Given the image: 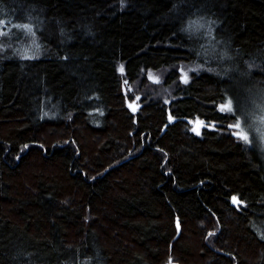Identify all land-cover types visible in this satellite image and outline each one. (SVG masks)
I'll return each mask as SVG.
<instances>
[{
	"label": "trees",
	"instance_id": "1",
	"mask_svg": "<svg viewBox=\"0 0 264 264\" xmlns=\"http://www.w3.org/2000/svg\"><path fill=\"white\" fill-rule=\"evenodd\" d=\"M0 18V264H264V158L222 108L264 88V0Z\"/></svg>",
	"mask_w": 264,
	"mask_h": 264
},
{
	"label": "rangeland",
	"instance_id": "2",
	"mask_svg": "<svg viewBox=\"0 0 264 264\" xmlns=\"http://www.w3.org/2000/svg\"><path fill=\"white\" fill-rule=\"evenodd\" d=\"M20 25L6 24L0 18V44L7 43L16 38ZM213 36V31L210 32ZM30 53L29 49L25 48V54ZM231 88L226 102L222 108L232 110L236 116V131L238 135L246 137L244 139L249 144L253 145L264 158V88H251L250 91ZM132 108H135V103H129ZM228 106V107H224ZM238 125V127H237Z\"/></svg>",
	"mask_w": 264,
	"mask_h": 264
},
{
	"label": "water",
	"instance_id": "3",
	"mask_svg": "<svg viewBox=\"0 0 264 264\" xmlns=\"http://www.w3.org/2000/svg\"><path fill=\"white\" fill-rule=\"evenodd\" d=\"M169 119H170L171 122L175 120L174 118H171V117ZM198 124H199L198 120L194 122V126H197ZM232 201L234 202V199H232Z\"/></svg>",
	"mask_w": 264,
	"mask_h": 264
},
{
	"label": "snow or ice",
	"instance_id": "4",
	"mask_svg": "<svg viewBox=\"0 0 264 264\" xmlns=\"http://www.w3.org/2000/svg\"><path fill=\"white\" fill-rule=\"evenodd\" d=\"M224 107H228V106H224ZM237 127H238V125H237ZM242 138L247 139L246 137H242ZM234 202H237V201L235 200V198H234Z\"/></svg>",
	"mask_w": 264,
	"mask_h": 264
}]
</instances>
